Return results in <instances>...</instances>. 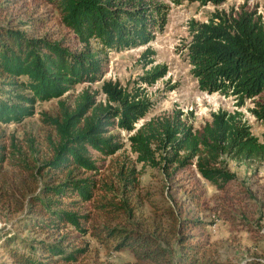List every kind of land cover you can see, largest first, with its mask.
Returning a JSON list of instances; mask_svg holds the SVG:
<instances>
[{"label": "trees", "instance_id": "16d2710c", "mask_svg": "<svg viewBox=\"0 0 264 264\" xmlns=\"http://www.w3.org/2000/svg\"><path fill=\"white\" fill-rule=\"evenodd\" d=\"M44 1L58 13L78 48L0 25V127L34 118L38 104L59 101L60 107V117L48 120L57 140L52 158L35 170L48 180L27 193V204L19 210L24 213L20 230L39 239L18 243L17 238L7 237L2 249L13 264H78L89 253V247L81 248L79 243L91 237L111 253L129 252L135 264H221L206 259V242L194 234L203 228L198 219H181L169 212L167 231H146L135 222L136 210L126 195L140 187L136 169L118 174L120 202L97 201L100 193L114 192L99 176L106 161L124 150L119 141L124 133L138 164L170 177L195 171L219 192L239 198L232 195L239 190L228 163H264V143L253 135L241 112L218 111L201 129L192 123L193 114L181 112L138 128L150 114V104L112 83L103 86L109 100L105 108L93 109L94 98L86 95L72 111L62 99L78 86L102 82L110 53L152 43L166 25L167 8L159 0ZM228 1L171 0L216 8ZM191 31L187 56L199 90L233 97L239 109L250 102L248 112L264 125V10L242 7L230 14L217 12L207 23H192ZM159 72L146 80L155 84L163 78L164 72ZM20 155L15 145L8 148L0 137V184L11 161L23 172L32 171ZM202 197L196 194L192 199L201 202ZM89 206L109 224H92ZM113 222L121 223L112 227Z\"/></svg>", "mask_w": 264, "mask_h": 264}, {"label": "rangeland", "instance_id": "374dc122", "mask_svg": "<svg viewBox=\"0 0 264 264\" xmlns=\"http://www.w3.org/2000/svg\"><path fill=\"white\" fill-rule=\"evenodd\" d=\"M167 10L166 25L155 35L154 41L146 47L123 52L110 53L108 74L95 85L76 87L62 99L75 111L82 97L94 98L93 109L106 107L108 96L103 91L104 83L118 85L130 96L138 95L150 104L151 112L145 122L157 118H169L176 113L193 114L192 123L201 129L211 121L218 111L241 112L252 128L253 135L264 143V125L258 123L248 112V106L239 109L233 97L202 93L194 80L188 61V48L193 34L191 24L207 23L217 12H238L242 7L260 12L264 10V0H229L224 6H201L199 4H174L171 0H159ZM0 25H10L33 38L48 36L54 41H65L66 47L76 50L78 43L60 24L58 13L44 0H0ZM94 49H99L94 45ZM158 70H161L160 72ZM163 73V78L155 84L147 76ZM112 105V104H111ZM91 109L89 114H91ZM60 117L59 101L38 104L34 118L17 126H1L8 148L15 145L21 152L20 160H26L32 171L23 172L11 161L4 167V181L0 184V264H13L2 249L5 238L37 240L39 235L20 230L24 213L21 206L27 204V196L48 180L42 179L36 169L44 166L52 158V149L57 144L56 133L48 120ZM120 134L117 132L115 135ZM120 142L125 144L122 152L106 161L99 180L113 193H100L99 200H122L118 185V174L122 170L136 169L140 187L126 198L136 210L135 222L146 231L158 228L167 231L170 221L166 214L173 212L181 219H198L203 228L194 232L201 242H206L205 257L221 264L264 263V163H228L229 171L238 182L239 198L224 195L205 182L195 171L190 174L167 176L159 170L137 163L132 154L127 135L122 133ZM47 170L43 171L45 174ZM36 178V181H35ZM5 187V188H4ZM119 190V191H118ZM28 193V194H27ZM203 194L201 202H195L193 195ZM115 196L117 198L115 199ZM92 224L104 227L109 224L89 206ZM121 222L110 223L112 227ZM41 239V238H40ZM81 248L89 247V253L78 264H135L129 252L114 254L106 251L91 237L79 243Z\"/></svg>", "mask_w": 264, "mask_h": 264}]
</instances>
